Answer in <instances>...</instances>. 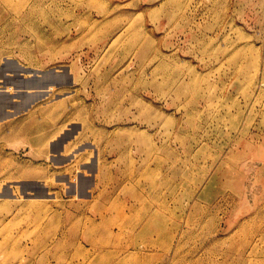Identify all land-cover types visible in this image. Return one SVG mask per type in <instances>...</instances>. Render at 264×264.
Returning <instances> with one entry per match:
<instances>
[{
	"label": "rangeland",
	"instance_id": "rangeland-1",
	"mask_svg": "<svg viewBox=\"0 0 264 264\" xmlns=\"http://www.w3.org/2000/svg\"><path fill=\"white\" fill-rule=\"evenodd\" d=\"M101 263L264 264V0H0V264Z\"/></svg>",
	"mask_w": 264,
	"mask_h": 264
},
{
	"label": "bare ground",
	"instance_id": "bare-ground-1",
	"mask_svg": "<svg viewBox=\"0 0 264 264\" xmlns=\"http://www.w3.org/2000/svg\"><path fill=\"white\" fill-rule=\"evenodd\" d=\"M187 87H188V85H187ZM219 169H220V167H219ZM214 179V178H213ZM212 182V180H210L209 182H208V185L210 184ZM252 187V186H251ZM252 190V189H251ZM204 195V194H203ZM159 217H158V215H154V216H152V218L150 219V222H151V224L153 225L154 223L155 224H158L159 223ZM38 222V221H37ZM150 224V223H149ZM148 225V224H147ZM92 229L94 230V231H96V229H97V225H94L93 223H92ZM150 227V226H149ZM160 229V228H159ZM45 248V247H44ZM205 251V250H204ZM101 261H103V260H101ZM121 263H124V262H121ZM102 264V263H101Z\"/></svg>",
	"mask_w": 264,
	"mask_h": 264
}]
</instances>
